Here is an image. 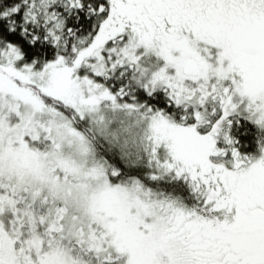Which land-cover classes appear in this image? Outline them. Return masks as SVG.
<instances>
[{
	"label": "snow or ice",
	"instance_id": "obj_1",
	"mask_svg": "<svg viewBox=\"0 0 264 264\" xmlns=\"http://www.w3.org/2000/svg\"><path fill=\"white\" fill-rule=\"evenodd\" d=\"M0 264H264V0H0Z\"/></svg>",
	"mask_w": 264,
	"mask_h": 264
},
{
	"label": "trees",
	"instance_id": "obj_2",
	"mask_svg": "<svg viewBox=\"0 0 264 264\" xmlns=\"http://www.w3.org/2000/svg\"><path fill=\"white\" fill-rule=\"evenodd\" d=\"M76 126L78 127L79 130L85 132V134L93 135L92 133L89 132V128H87V124L85 122H80Z\"/></svg>",
	"mask_w": 264,
	"mask_h": 264
},
{
	"label": "rangeland",
	"instance_id": "obj_3",
	"mask_svg": "<svg viewBox=\"0 0 264 264\" xmlns=\"http://www.w3.org/2000/svg\"><path fill=\"white\" fill-rule=\"evenodd\" d=\"M87 128H88V125H87ZM40 147H44V145H40Z\"/></svg>",
	"mask_w": 264,
	"mask_h": 264
}]
</instances>
